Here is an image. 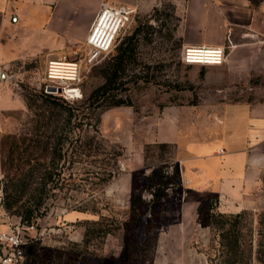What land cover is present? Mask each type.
<instances>
[{"label":"rangeland","instance_id":"1","mask_svg":"<svg viewBox=\"0 0 264 264\" xmlns=\"http://www.w3.org/2000/svg\"><path fill=\"white\" fill-rule=\"evenodd\" d=\"M78 25L84 26L82 22ZM137 27L138 35L131 40L133 57L119 72L122 85L109 94L107 102L90 103V93L103 83L105 66ZM185 31L174 6L162 0L150 10H135L115 47L96 63L87 62L85 42L54 56L77 63L75 81L48 80L47 64L54 58L42 54L8 67V76L30 108L25 104V110L6 118L0 141V232L16 229L23 238L17 262L7 264H217L214 232L200 223L212 213L241 211L247 212L254 252L257 217L264 211V174L249 193L250 200H244L246 206L239 210L238 206V211L232 205L222 207L208 191L185 189L177 163L181 151L175 144L157 141L165 110H180L185 124L186 109H191L194 124L200 127L204 120L217 123L214 106L219 102L264 100L263 92L249 89L257 84L252 79L251 83L237 82L220 68L183 65L180 54ZM78 37H87V33L78 32ZM64 88L76 91L69 97ZM39 93L64 101L76 117L71 120V144L65 146L67 158L61 162L65 187L60 182L40 215L26 223L4 211L2 188L6 177L13 174L11 165H16L15 159L11 162L17 155L12 154L15 144L23 155L33 159L39 155L40 149L29 141L37 119L34 113H39L41 105ZM118 101L120 106H111ZM168 120L165 116L164 122ZM25 134L27 140L20 143ZM154 170L165 178L151 183L148 177ZM107 173L111 174L109 181L98 184L99 177ZM158 181L164 194L151 215L145 212V204ZM9 254L0 245V258ZM250 264H257L254 254Z\"/></svg>","mask_w":264,"mask_h":264},{"label":"crops","instance_id":"2","mask_svg":"<svg viewBox=\"0 0 264 264\" xmlns=\"http://www.w3.org/2000/svg\"><path fill=\"white\" fill-rule=\"evenodd\" d=\"M161 1L0 0V141L6 118L25 110V101L7 74L12 63L41 54L59 59L54 56L73 44H83L86 37L80 39L78 32L88 35L102 2L147 11ZM165 1L174 6L181 25L185 23V46L225 49L222 65L206 67L223 69L237 82L251 83L252 79L257 84L249 89L264 93V4L253 7L247 0ZM214 109L217 123L204 120L200 127L194 124L191 109H186L185 124L180 110H165L157 141L175 144L181 151L177 163L187 191H208L220 206H239V210L264 174V100H226ZM165 116L169 120L164 122Z\"/></svg>","mask_w":264,"mask_h":264},{"label":"trees","instance_id":"3","mask_svg":"<svg viewBox=\"0 0 264 264\" xmlns=\"http://www.w3.org/2000/svg\"><path fill=\"white\" fill-rule=\"evenodd\" d=\"M251 6L257 7L264 0H247ZM158 12L157 9H154ZM139 27L133 35L125 39L117 49L111 64L105 66L102 78L103 83L94 89L88 100L90 103L100 104L107 102L109 94L121 86L119 72L124 62L133 57L134 47L131 40L138 35ZM37 99L41 102L38 107L39 113L35 112L36 120L31 129L29 141L32 140L35 147L40 149L36 159L30 154H21L16 147H13L12 154L16 152V157H11V162L16 161L12 166L13 174L6 177L2 188L3 199L1 205L5 212H12L20 218L22 222L29 223L30 220L40 215V209L44 207L45 201L52 196V191L61 182L65 187L66 178L63 175V164L66 160V144L69 143V134L73 130L72 118L76 117L74 109L67 103L59 102L57 97L39 93ZM27 108L30 104L24 100ZM100 101V102H99ZM122 102L114 103L113 107H118ZM98 107V105L96 106ZM71 125V126H70ZM28 134L21 139L20 143L27 140ZM33 138V139H32ZM34 165L31 166V162ZM111 174L107 173L99 177L98 184H105L109 181ZM159 170L151 172L148 177L151 183L156 179H163ZM159 181L156 189L151 191V199L145 204L149 214H153L156 202L163 197L164 190L160 188ZM51 194V195H50ZM143 204V203H142ZM247 212L241 211L235 214L212 213L203 220L200 225L209 227L215 236L217 247H212L217 264H250L254 254L257 264H264V211L257 217V230L255 237V247L253 252L252 229L246 227Z\"/></svg>","mask_w":264,"mask_h":264},{"label":"built area","instance_id":"4","mask_svg":"<svg viewBox=\"0 0 264 264\" xmlns=\"http://www.w3.org/2000/svg\"><path fill=\"white\" fill-rule=\"evenodd\" d=\"M135 10L123 4L100 3L96 18L85 39V45L88 49L86 55L88 63L94 64L101 56L112 51L125 23ZM226 57L225 49L221 47L187 45L181 51L180 62L186 66H218L226 61ZM62 65L68 67V72L55 71L57 69L56 66ZM77 76L78 66L76 62L63 59L48 61L46 70V78L48 80L69 82L75 81ZM46 89L51 88L47 87ZM0 245L11 251V254H9L11 256L0 258L1 264L16 263V255H19L23 246V238L19 232L16 229L0 232Z\"/></svg>","mask_w":264,"mask_h":264},{"label":"bare ground","instance_id":"5","mask_svg":"<svg viewBox=\"0 0 264 264\" xmlns=\"http://www.w3.org/2000/svg\"><path fill=\"white\" fill-rule=\"evenodd\" d=\"M57 69H55V71H59L61 73H66L68 72L67 69L68 67H66V65H62V66H56ZM76 89L73 88H64V94L66 96L72 97L75 93Z\"/></svg>","mask_w":264,"mask_h":264}]
</instances>
